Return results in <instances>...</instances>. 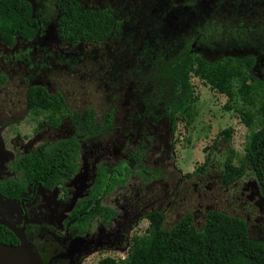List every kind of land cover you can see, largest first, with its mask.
Returning <instances> with one entry per match:
<instances>
[{
  "label": "flooded vegetation",
  "instance_id": "obj_1",
  "mask_svg": "<svg viewBox=\"0 0 264 264\" xmlns=\"http://www.w3.org/2000/svg\"><path fill=\"white\" fill-rule=\"evenodd\" d=\"M194 1L183 3L191 20H195L196 16L213 18L216 15L213 10H224L223 2L229 5L222 15L226 17L231 10L237 12L241 4L238 2L237 6L236 1L239 0H224L217 2L216 7L209 6L208 12L199 9V3ZM30 3L31 8L36 6L35 0ZM36 20L38 29L29 40H35L37 45L14 47L2 56L8 61L6 68L0 69V83L9 77L13 79L18 65L25 68L17 76L22 85V91L15 99V102L19 100L18 105L0 109V217L16 226H23L26 238L43 264H81L88 253L127 245L129 231L139 219L145 217L149 224L148 214L157 212L163 215L164 223L172 206L180 207L181 215L189 212L192 221L201 205L203 209L199 217L203 220L209 210L234 214L244 220L250 237L262 236L264 194L248 171L224 181L226 156L220 161V167L213 171H209L215 165L211 159H203L200 167L189 173L167 169L172 155L168 139L176 122L174 114L170 115L175 98L171 93L177 92L175 86L150 76L136 86L128 83L120 91H111L105 98H99L96 93L94 103L85 98L86 103H80V106L83 103L82 110L72 109L61 90H55L49 82L39 80L51 78L50 75L55 74L60 65L71 67L77 60L92 57L93 54L89 51L77 53L74 49L69 54H53L40 41L42 27L37 17ZM201 29V26L196 28L186 37L185 41L189 39L188 51L209 58L220 49H226V43L216 46L208 39H199ZM167 33L172 36V33ZM152 36L141 34L140 43L136 44L142 51H147L144 57L155 54L156 43H149ZM110 41V37L108 42L103 41L104 46L98 50L106 49ZM80 43L97 44L79 41L71 45L78 46ZM177 43L178 50L184 46L180 38ZM227 44L234 50L238 49L237 45ZM95 56L101 55L98 53ZM12 58H15L14 63L10 61ZM101 78L97 76L92 86L98 88ZM150 82L155 87L152 94L141 87V84L149 86ZM33 84L41 85L51 97L60 93V107L31 110L27 90ZM96 106L101 109L99 114L95 113ZM8 111L21 114L5 117ZM27 113L41 119L36 120L30 130L21 133L13 124L16 125ZM144 113L149 114L147 123L141 120ZM153 120L156 123L150 124ZM124 135H133L128 147L124 143ZM150 135L152 141L148 143ZM160 138L167 142H160ZM73 143L76 148L72 158L70 145ZM148 144L150 148H147ZM146 149L153 156L151 164L146 163ZM203 163L205 165L201 166ZM22 167L28 173H24ZM56 172L58 175H55ZM13 181L16 184L21 182L22 189L15 196L8 197L1 189L14 184ZM10 233L7 235L13 239L0 242L16 244V237ZM138 236L134 235L133 239Z\"/></svg>",
  "mask_w": 264,
  "mask_h": 264
},
{
  "label": "rangeland",
  "instance_id": "obj_2",
  "mask_svg": "<svg viewBox=\"0 0 264 264\" xmlns=\"http://www.w3.org/2000/svg\"><path fill=\"white\" fill-rule=\"evenodd\" d=\"M35 1L36 6L31 8V13L40 21L42 27L40 32L42 38L40 41L43 42L45 48L53 54H69L73 49L77 53L79 51H89L93 54L92 57L77 60L71 67L67 64H64V66L60 65L58 69H55V74L50 75L51 78L39 80V82L43 83L49 82L55 90H61L65 94V98L70 101L69 106L72 109L82 110L84 108L82 107L83 103L81 106L80 103H86L84 101L85 98L94 103L97 100V97H95L96 93L99 98H105L107 93L120 91L128 83L136 86L141 81H147L151 73L149 69L147 70V66L153 60L150 57H144L147 51H142L136 46L137 43H140L141 34L144 36L153 35L152 39L149 40L148 38L149 43L151 41L154 43L155 37L161 40V37L166 33L165 31L172 33L171 37L178 35V38L184 40L196 28L201 26L202 32H199V39H208L216 46L224 43L227 45L225 50L220 49L219 52L208 56L209 58H219L228 53L254 55L255 61L251 69L252 73L255 77L264 79V0L236 1L237 6L238 2L241 3L237 12L231 10L226 17L222 15L225 14V10L229 9V5L223 2L224 0H195L194 2L199 3V9L202 8L206 11L211 5L216 7L217 2H223L224 4V10L221 12L219 10L212 11L216 14L213 18L210 16H196L195 20H191L190 16L188 17V9L183 4L185 1L191 0H179V2H177L178 0H79L85 6H109L114 12L117 21H129L128 27L112 33L110 36L112 41L103 50H98L104 46L101 43L94 45L91 43H80L78 47L61 40L55 33L57 10L54 6V1ZM174 4L181 6L178 8ZM194 21L196 22L193 24ZM135 27L139 30L132 33V31H135ZM207 29L210 32H203ZM37 39L39 40V38ZM34 42L35 40L27 41L18 38L9 44L0 39V69L6 68V62L8 61L2 57L5 51L14 50V47L37 45ZM227 43L233 46L237 45L238 49H232ZM98 53L101 55L100 57L95 56ZM14 59L12 58L10 61L14 63ZM24 68V65H18L15 69L17 74L14 75V78L9 77L5 82L0 83V104L3 105L0 109L18 105L19 100L15 102V99L18 98L22 91V85L19 84L20 79L17 76L24 72ZM97 76L102 77L101 81H98L100 83L98 88L92 86ZM189 81L194 86V94L174 112L175 128L172 136L169 139L167 138L168 141L170 140L172 153L169 157L171 164L166 166L167 169L172 168L175 171H179V173H189L193 169L200 167L203 159L206 161L211 159L215 165L209 171H213L220 167L219 163L226 155H230V162L236 165L244 151L248 128L241 121L239 112L232 108H224L223 104L226 101L231 103V101L227 100L225 94L211 90L207 84L202 85L195 79V75L190 76ZM151 84L153 82H150ZM150 85L144 86L141 84V87L147 88L149 93L152 94L155 92V87ZM129 89L132 90L131 87ZM259 101L260 97L256 95L253 103L245 107L247 110L252 111L257 108ZM62 111L66 112L64 109ZM100 111L101 109L96 106L95 113L99 114ZM17 113L19 112L8 111L5 117L14 116ZM147 117H149V114L144 113L141 118L143 123L148 122ZM38 119H41L40 116L31 117L27 113L13 126L22 133L30 130ZM29 120L31 121L29 122ZM153 123H156L155 120L150 121V124ZM226 126L232 128L231 136L227 142L221 141V136L218 134ZM120 136L123 137L122 135ZM132 137L133 135L131 137L124 135L123 139L126 146H129L132 142V140L129 141ZM115 141L120 144V141ZM147 141L151 143V135L147 137ZM160 142L166 143L167 141H163L160 138ZM225 147H227L226 151ZM147 148H150L149 144ZM152 157L146 149L145 159L147 164H151ZM202 209L201 205L194 220V224L197 227L202 224L203 219L199 217ZM181 212L180 207L172 206L162 226L168 227L173 224L179 219ZM147 224L145 217L139 219L129 231L127 245L103 249L97 253H88L81 264H95L96 260L104 255L116 258L125 256L128 246L132 243L133 236L146 234ZM262 236H264V232Z\"/></svg>",
  "mask_w": 264,
  "mask_h": 264
},
{
  "label": "trees",
  "instance_id": "obj_3",
  "mask_svg": "<svg viewBox=\"0 0 264 264\" xmlns=\"http://www.w3.org/2000/svg\"><path fill=\"white\" fill-rule=\"evenodd\" d=\"M53 1L58 11L55 33L70 44L79 41L104 44L109 41L112 33L129 26L128 20L117 21L109 6H85L79 0ZM37 29L38 22L31 13L29 0H0V39L3 42L10 44L18 38L29 40ZM138 30L135 27L132 33ZM164 36L161 40L154 38L157 46L154 57H146L153 60L147 66L151 70L150 76L177 88L178 93H171L175 98L170 115L194 94V86L189 81L192 75L201 80L202 85L207 84L211 90L225 94L231 103L226 101L224 108L239 112L248 133L237 165L230 164V155H226L224 181L248 171L264 194V79H259L252 73L255 56L228 53L211 59L188 51L189 39L185 41V38L184 46L178 50V37L173 39L167 32ZM59 94L51 97L41 85L33 84L27 90L28 106L33 111L48 106L58 109L61 103ZM256 95L260 97L257 108L247 110L245 106L252 104ZM231 131L232 128L226 126L218 134L227 142ZM70 148L73 158L75 143ZM204 165L205 163L201 166ZM22 168L24 173L27 172L25 167ZM55 175H58L57 172ZM16 183L4 186L1 192L8 197L15 196L22 189L21 182ZM99 206L97 202V207ZM148 218L146 234L133 239L125 256L116 258L104 255L95 264H264V236L250 237L244 220L237 215L209 210L200 227L194 224L189 212L182 214L168 227L162 226V214L150 212ZM7 233L11 234L0 224V241L8 242L13 239Z\"/></svg>",
  "mask_w": 264,
  "mask_h": 264
},
{
  "label": "water",
  "instance_id": "obj_4",
  "mask_svg": "<svg viewBox=\"0 0 264 264\" xmlns=\"http://www.w3.org/2000/svg\"><path fill=\"white\" fill-rule=\"evenodd\" d=\"M0 224L9 229L17 239L16 244L0 242V264H43L26 238L23 226H16L3 217H0Z\"/></svg>",
  "mask_w": 264,
  "mask_h": 264
},
{
  "label": "clouds",
  "instance_id": "obj_5",
  "mask_svg": "<svg viewBox=\"0 0 264 264\" xmlns=\"http://www.w3.org/2000/svg\"><path fill=\"white\" fill-rule=\"evenodd\" d=\"M195 79H196L197 81H199V82L201 81V80H199V79L196 78V77H195ZM200 83H201V82H200ZM221 139H222V138H221ZM147 227H148V226H147ZM263 232H264V229H263ZM261 237H263V236H261Z\"/></svg>",
  "mask_w": 264,
  "mask_h": 264
}]
</instances>
